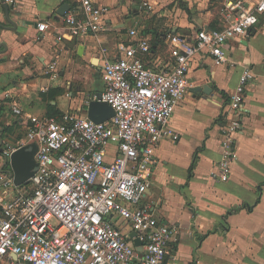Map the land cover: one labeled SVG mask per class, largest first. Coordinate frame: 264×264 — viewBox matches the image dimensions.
Returning <instances> with one entry per match:
<instances>
[{
  "label": "crops",
  "instance_id": "crops-1",
  "mask_svg": "<svg viewBox=\"0 0 264 264\" xmlns=\"http://www.w3.org/2000/svg\"><path fill=\"white\" fill-rule=\"evenodd\" d=\"M144 1L153 9L143 6ZM225 1L93 0L107 8V29L72 36L63 18L80 3L0 0V149L24 139L27 114L55 116L71 110L88 116L90 103H78L72 90L67 94L61 89L92 80L94 72L101 76L102 47L108 48V56H116L117 41L130 40L129 28L137 27L149 38L151 51L145 60L159 68L170 61L168 33L192 35L201 26H222ZM66 4L69 9L63 8ZM42 20L49 27L37 41L36 23ZM225 48L235 64L217 65L204 53L193 57L191 86L171 120L181 137L176 142L165 138L156 149L158 162L143 203L162 222L175 226L165 264H264V13L248 35L229 40ZM54 60L59 74L52 79L47 67ZM245 66L254 77L239 111L242 126L233 136L230 178L219 181L212 171L221 159L222 128L236 116L230 95ZM204 85L209 92L193 90ZM103 87L101 76L95 90ZM16 101L22 114L13 111ZM5 170H11V164L0 152V176ZM5 192L0 185V195ZM117 224L130 232L128 225Z\"/></svg>",
  "mask_w": 264,
  "mask_h": 264
},
{
  "label": "built area",
  "instance_id": "built-area-1",
  "mask_svg": "<svg viewBox=\"0 0 264 264\" xmlns=\"http://www.w3.org/2000/svg\"><path fill=\"white\" fill-rule=\"evenodd\" d=\"M74 1L81 6L71 7L63 18L68 33L107 29L106 7L93 0ZM143 6L153 9L148 1ZM263 13L264 0H226L222 26H201L192 35L168 33L170 61L159 68L145 60L149 38L131 27L130 40L117 41L116 56H108V48L102 47L101 98L94 91L85 101H106L114 115L96 122L71 110L55 116L27 114L24 139L0 149L9 158L22 145L37 144V168L25 183L15 184L11 170L0 176L6 191L0 195V264H165L175 226L162 222L143 203L158 162L156 149L165 138L176 142L181 137L171 120L191 86L193 57L204 53L217 65L235 64L226 43L248 35ZM48 27L46 20L37 21V41ZM47 70L57 78L58 62L52 61ZM253 77L245 66L230 95L236 116L222 128L221 159L212 171L219 181L230 178L233 136L242 126L239 111ZM12 108L16 114L25 112L17 101ZM117 223L128 225L130 232Z\"/></svg>",
  "mask_w": 264,
  "mask_h": 264
},
{
  "label": "water",
  "instance_id": "water-1",
  "mask_svg": "<svg viewBox=\"0 0 264 264\" xmlns=\"http://www.w3.org/2000/svg\"><path fill=\"white\" fill-rule=\"evenodd\" d=\"M69 9V5L66 4L63 8ZM63 12L60 10V13ZM10 19V18H9ZM13 23V28L16 27L15 20L10 19ZM208 28V27H207ZM4 46L5 43H3ZM209 86H197L194 87V91L204 90L205 92H209ZM99 98H101V92L99 91ZM114 115L113 107L106 101L101 100H93L89 104L88 108V116L92 120L96 122H102L109 117ZM37 151V144L36 143H28L22 145L21 147L17 148L12 152L9 158H5V163L10 161L11 164V173L14 176L15 184H23L25 183L32 174L36 171L37 168V161L35 159V154ZM136 232H131V236H135ZM137 248L141 250V241L138 237L134 239Z\"/></svg>",
  "mask_w": 264,
  "mask_h": 264
},
{
  "label": "rangeland",
  "instance_id": "rangeland-1",
  "mask_svg": "<svg viewBox=\"0 0 264 264\" xmlns=\"http://www.w3.org/2000/svg\"><path fill=\"white\" fill-rule=\"evenodd\" d=\"M220 12H218L217 15H219ZM98 74H95V72L93 73L92 76V80H86L85 82H81L79 84H71L69 86L65 85L63 86V88L61 89L62 92H66L67 94L69 93V91H73L74 92V96L76 98V101H78V103H83L87 100V97L90 93L97 91L95 90V87L97 85V83H100L101 81V76H96ZM16 143V141L14 142ZM14 143H8L11 145H17Z\"/></svg>",
  "mask_w": 264,
  "mask_h": 264
},
{
  "label": "trees",
  "instance_id": "trees-1",
  "mask_svg": "<svg viewBox=\"0 0 264 264\" xmlns=\"http://www.w3.org/2000/svg\"><path fill=\"white\" fill-rule=\"evenodd\" d=\"M182 5H183V8H184L189 14H191V10H190L189 7L187 6V4H186V3H183ZM213 27H217V26H213Z\"/></svg>",
  "mask_w": 264,
  "mask_h": 264
}]
</instances>
